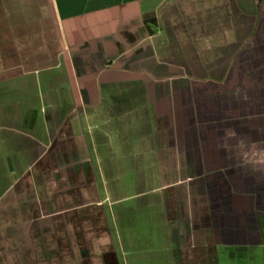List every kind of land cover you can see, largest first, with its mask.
I'll list each match as a JSON object with an SVG mask.
<instances>
[{
  "label": "crops",
  "instance_id": "crops-1",
  "mask_svg": "<svg viewBox=\"0 0 264 264\" xmlns=\"http://www.w3.org/2000/svg\"><path fill=\"white\" fill-rule=\"evenodd\" d=\"M0 264H264V0H0Z\"/></svg>",
  "mask_w": 264,
  "mask_h": 264
}]
</instances>
